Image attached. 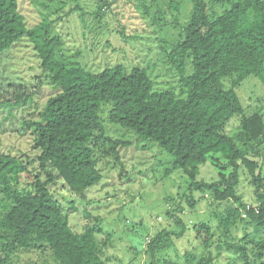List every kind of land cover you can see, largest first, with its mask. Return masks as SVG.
I'll list each match as a JSON object with an SVG mask.
<instances>
[{
	"label": "trees",
	"instance_id": "trees-1",
	"mask_svg": "<svg viewBox=\"0 0 264 264\" xmlns=\"http://www.w3.org/2000/svg\"><path fill=\"white\" fill-rule=\"evenodd\" d=\"M70 1L79 0L40 4L60 6L55 11L60 12ZM192 1L190 19L180 24L185 26L183 33L169 54L170 64L182 79L178 94L174 89H156L148 68L133 67L129 71L117 65L94 73L78 63L59 59L56 49L60 40L51 36V23L44 20L29 29L19 0H0V55L27 39L33 44L43 75L60 90L48 100L39 120L25 122V132L40 153L37 162L46 179L38 175L31 188H22L20 180L25 174L29 176L24 162L0 154V264H9L12 255L33 252L49 254L55 264H105L102 253L112 241L110 236L98 240L103 233L102 221L94 219L92 225L76 233L51 187L63 180L73 194L84 196L100 184L103 176L95 157L100 141L108 144L112 158L121 164L119 151L132 143L106 137L100 114L109 104L111 124L173 156L172 170H182L192 181L191 194L185 198L190 208L195 209L200 201L194 192L210 196L214 203L231 201L217 219L218 255L226 250L243 264H264V240L254 233L264 227V118L259 112L245 115L236 92L250 77L264 86V0ZM104 6L110 5L103 1L100 12ZM212 6L229 7L216 16ZM180 7V3L170 2L172 11L179 12ZM188 66L192 72L186 75ZM226 80L231 82L230 88ZM19 89L9 85L6 96L0 92V108L13 110L33 100L32 93ZM236 115L242 128L237 140L226 132L228 122ZM252 157L262 160L261 166ZM208 162L222 171L219 181L212 184L198 181L200 168ZM244 168L256 205L246 204L238 191ZM229 169V175L223 173ZM181 213L182 206L173 207L169 213L171 225L149 240V264H158V255L171 250L175 241L184 237L187 227ZM241 225L244 236L236 242L232 232ZM195 229L198 238L204 240L205 250L211 253L215 236L212 227L203 223ZM185 258L187 264L214 262L212 255L198 260L191 252ZM164 263L176 264L168 260Z\"/></svg>",
	"mask_w": 264,
	"mask_h": 264
},
{
	"label": "rangeland",
	"instance_id": "rangeland-1",
	"mask_svg": "<svg viewBox=\"0 0 264 264\" xmlns=\"http://www.w3.org/2000/svg\"><path fill=\"white\" fill-rule=\"evenodd\" d=\"M47 1L52 4L51 0H19V5L29 29L40 26L44 20L51 23V36L60 40L56 49L59 59L78 63L94 73L117 65L129 71L133 67L148 68L156 89L181 92L182 79L175 66L170 64L169 54L183 33L185 26L180 24H186L190 19L192 0H79L70 1L60 12H55L60 6H41ZM103 1L110 6H104L100 12ZM171 1L181 4L179 12L172 11ZM228 7L212 6L211 12L218 16ZM191 72L188 66L186 75ZM42 76L40 60L27 39L0 55L2 95H7L4 92L8 91L9 85L34 95L31 102L20 108H0V154H9L24 162L29 176L25 174L20 183L26 189L31 188L36 176L40 175L44 180L46 176L37 162L40 153L33 148L30 134L25 132V122L39 120L48 100L60 92ZM225 85L230 88L232 84L226 80ZM236 92L245 115L259 112L264 118V86L256 78H248ZM109 105L102 107L100 114L106 137L128 141L132 145L119 151L121 164H116L108 144L100 141L95 148V157L103 179L84 196L73 194L63 180H57L51 187L55 199L68 215L72 229L81 233L85 226L99 219L103 233L97 236L98 240L110 236L112 241V246L102 253L105 264H149V240L171 225V209L182 206L180 216L187 227L186 233L175 241L171 250L158 255V264H165L164 260L187 264L185 256L189 252L196 254L198 260L212 255L213 264H243L232 252L222 250L218 255L216 251L220 236L217 219L232 204L231 201L214 203L210 196L194 192L200 201L195 209L190 208L185 198L191 194L192 181L182 170H172L173 156L149 141L138 139L133 132L111 124ZM239 117L234 116L226 127L228 135L236 140L242 131ZM261 150L264 152V146ZM252 160L261 166L262 160L254 157ZM230 172V169L223 171L226 175ZM221 173L208 162L200 168L198 181L215 183ZM253 190L244 168L238 191L248 205H256ZM1 212L3 205L0 203ZM203 223L210 225L215 235L211 253L205 250L204 240L198 238L195 229ZM171 229L178 231L180 228ZM254 233L264 240V227ZM201 235H204L203 231ZM232 236L236 242L241 240L243 225L234 229ZM9 264L55 263L49 254L33 252L12 255Z\"/></svg>",
	"mask_w": 264,
	"mask_h": 264
},
{
	"label": "built area",
	"instance_id": "built-area-1",
	"mask_svg": "<svg viewBox=\"0 0 264 264\" xmlns=\"http://www.w3.org/2000/svg\"><path fill=\"white\" fill-rule=\"evenodd\" d=\"M245 216V215H244Z\"/></svg>",
	"mask_w": 264,
	"mask_h": 264
}]
</instances>
